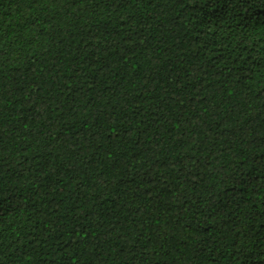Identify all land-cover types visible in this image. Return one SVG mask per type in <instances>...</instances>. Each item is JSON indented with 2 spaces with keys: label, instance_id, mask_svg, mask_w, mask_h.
Wrapping results in <instances>:
<instances>
[{
  "label": "trees",
  "instance_id": "1",
  "mask_svg": "<svg viewBox=\"0 0 264 264\" xmlns=\"http://www.w3.org/2000/svg\"><path fill=\"white\" fill-rule=\"evenodd\" d=\"M0 264H264V0H0Z\"/></svg>",
  "mask_w": 264,
  "mask_h": 264
}]
</instances>
